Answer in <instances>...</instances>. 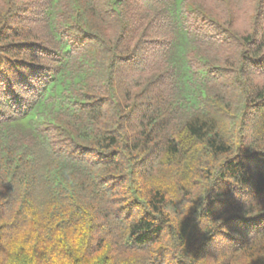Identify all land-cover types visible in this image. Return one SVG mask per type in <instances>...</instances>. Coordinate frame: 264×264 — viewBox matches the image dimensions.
I'll return each mask as SVG.
<instances>
[{"label":"trees","instance_id":"1","mask_svg":"<svg viewBox=\"0 0 264 264\" xmlns=\"http://www.w3.org/2000/svg\"><path fill=\"white\" fill-rule=\"evenodd\" d=\"M0 264H264V0H0Z\"/></svg>","mask_w":264,"mask_h":264}]
</instances>
